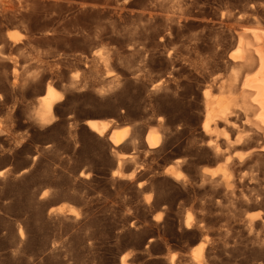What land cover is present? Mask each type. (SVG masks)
Segmentation results:
<instances>
[{
    "label": "rangeland",
    "instance_id": "rangeland-1",
    "mask_svg": "<svg viewBox=\"0 0 264 264\" xmlns=\"http://www.w3.org/2000/svg\"><path fill=\"white\" fill-rule=\"evenodd\" d=\"M168 1L0 0V264H264L262 138L239 100L221 156L201 129L203 90L231 79L235 33L264 26V0ZM90 118L131 124L126 140Z\"/></svg>",
    "mask_w": 264,
    "mask_h": 264
},
{
    "label": "bare ground",
    "instance_id": "bare-ground-1",
    "mask_svg": "<svg viewBox=\"0 0 264 264\" xmlns=\"http://www.w3.org/2000/svg\"><path fill=\"white\" fill-rule=\"evenodd\" d=\"M179 2H181V0H179ZM174 3L177 4L175 1L173 2V4ZM179 14H183V13H179ZM167 15H168L167 20H169L170 17L172 16H170L169 14ZM167 15L165 16L167 17ZM188 15L185 14L186 17ZM181 16L185 17L184 15H181ZM260 24H262L261 21H260ZM211 29H213V27ZM196 35H198L199 37V34H196ZM196 35L192 37L193 39H195V42H196V38L194 37H196ZM198 39L199 38H197V42H198ZM192 47H194V45ZM228 57L231 60L230 63L234 67L233 72L231 74L232 76L231 75L229 76L231 79L228 80V83L226 81L225 85L224 84H221V85L215 84L217 86L213 85L211 82L213 79L216 78L215 76L211 77L212 78L211 82L207 83L206 81L207 84L203 90L204 114H203V120L201 123V129L203 131L202 133H204V135L207 138L206 139L207 144L212 146L215 149L216 153H218L221 156L222 151H220L215 141V138L219 134L218 129L221 125L231 124L232 127L236 126L233 120H231L232 117L234 116L230 114L228 109L230 107H233L236 104L237 100H239L241 103L240 107L245 113V122L250 124L254 128L255 132L258 133L262 138V144L259 146L258 149L264 152V26H261L259 24H254L248 27H241V29L236 31L235 39H234V48L228 53ZM112 75L113 74L110 70L107 69L105 71V76H107L108 78L109 77L112 78ZM112 79L114 80V77ZM161 82L162 80H159V79L157 81H154V83H152V87L159 86ZM212 88H215L221 93L225 91L226 94H222L217 97H212L210 95V90ZM44 92L45 94L42 96V99L40 102V109H39L40 118H44L45 114L50 111L53 101L55 100L54 92L51 89L49 84H46L44 88ZM157 120L159 122V118ZM85 125H87V127L91 131L95 132L98 135H102L103 133H106V137L113 147L119 145L121 142H124V140H126L124 138L127 135L128 127L131 126V124L130 126L129 125L117 126V125H113L109 119L107 120V119H96V118L87 119L85 121ZM157 127L156 126L148 127L143 135V141L147 149L157 147L160 142L161 134L159 132L160 131L159 128ZM131 137L132 135L129 138ZM224 137L226 138V141L229 143L228 137L226 135H224ZM239 137L240 136H236L235 140H238ZM129 138L128 140H131ZM229 146L230 147L233 146V143L229 144ZM113 152L114 151L112 150V154ZM113 155L114 156L117 155V156H116V166L112 172L113 174H118L119 172L118 166L121 160L124 159L125 156L120 155V153L118 152L117 154L115 153ZM132 172L133 170L129 171L128 174H131ZM169 172H170V175H173L176 177L175 170L173 168H169ZM202 172L203 174H206L209 177H214L218 175V170L215 167H204ZM220 174H221V179L227 182L229 179V175L226 172L225 168H223L220 171ZM65 211L67 213H74L75 209L74 207L68 204L60 205V206L49 209V213H52V214H60ZM18 233L21 236L20 230H18ZM119 263L128 264L126 263L123 256L120 257Z\"/></svg>",
    "mask_w": 264,
    "mask_h": 264
}]
</instances>
